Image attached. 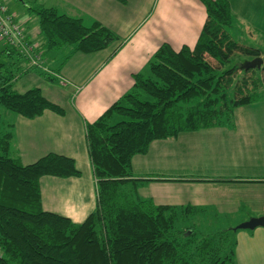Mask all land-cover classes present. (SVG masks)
Returning <instances> with one entry per match:
<instances>
[{
	"label": "trees",
	"instance_id": "16d2710c",
	"mask_svg": "<svg viewBox=\"0 0 264 264\" xmlns=\"http://www.w3.org/2000/svg\"><path fill=\"white\" fill-rule=\"evenodd\" d=\"M201 2L207 17L196 44L175 49L163 43L133 75V88L87 124L97 205L83 222L43 206L41 178L79 176L75 160L48 153L21 163L13 155V124L0 108V264H235L233 227L215 229L211 224L222 223L199 221L192 205L142 197L144 180L134 178L132 169L133 157L147 153L154 140L225 126L235 108L262 97L264 62L245 69L238 61L264 59V50L232 37L236 19L228 0ZM32 9L39 16L36 42L45 59L63 48L92 53L118 43L114 55L122 45L99 21L87 24L55 7ZM28 64L16 47L0 46V107L29 119L47 110L63 114L40 88H14L23 72L39 70Z\"/></svg>",
	"mask_w": 264,
	"mask_h": 264
},
{
	"label": "crops",
	"instance_id": "0c3cea01",
	"mask_svg": "<svg viewBox=\"0 0 264 264\" xmlns=\"http://www.w3.org/2000/svg\"><path fill=\"white\" fill-rule=\"evenodd\" d=\"M228 1L236 19L229 29L233 38L264 31V0ZM41 5L87 24L99 21L122 44L114 55L118 43L92 53L70 48L48 52L46 63L53 72L32 69L15 80L14 86L25 81L16 87L19 92L40 88L63 114L47 110L29 119L5 112L13 124V155L21 163H34L48 153L75 160L79 176H44L41 190L46 210L80 223L97 205L87 124L133 88V75L163 43L175 49L193 47L207 11L201 0H49ZM26 27L37 41L40 31ZM262 94L260 100L235 108L225 126L156 139L147 153L135 155L133 176L144 180L139 194L156 204L192 205L202 222L232 224L264 216V87ZM236 240L235 264H264V226L240 229Z\"/></svg>",
	"mask_w": 264,
	"mask_h": 264
},
{
	"label": "rangeland",
	"instance_id": "374dc122",
	"mask_svg": "<svg viewBox=\"0 0 264 264\" xmlns=\"http://www.w3.org/2000/svg\"><path fill=\"white\" fill-rule=\"evenodd\" d=\"M3 1L8 6L11 13L15 14L16 17L23 24H25V27L28 26L31 30H33L34 32H36L38 34V32L40 31L39 16L35 11H33L32 8L39 6L42 3H48L49 0H3ZM253 31H255L253 34L246 32L245 34L241 35L240 37L234 38V39L239 41L241 44H245V45L256 47V48H262L264 50V31H261V30H253ZM26 34H27V37H30V42H34L31 39V36L29 35L27 27H26ZM0 39H1V37H0ZM2 44L6 45L7 43L4 40H2ZM46 59H47V57H46ZM46 59L43 57V63H40L35 68H39V70H44L47 73L53 72V70L50 69L49 65H47ZM239 60H240V61H238L239 63L242 62V64H244L246 61L251 60V59L248 56H243ZM20 63L22 64V63H24V61H21ZM29 65L30 64H28V66ZM31 67H33V66H31ZM33 74L36 75L35 73H33ZM243 74H244V72L239 71V79L242 78ZM36 76H37L36 77L37 80H39L38 78L44 79L42 75H36ZM23 82H25V81H20L19 83L15 84V86H14L15 89H16V87L22 88L23 84H24ZM55 85H57V83H55ZM31 87H33V86H31ZM0 108H2L1 110L3 113L6 112L3 107H0ZM138 193H139V189H138ZM241 223H243V222H241ZM241 223L234 222L232 224L226 223V224H211V225H213L215 229H216V227H220V229H221V228L236 227Z\"/></svg>",
	"mask_w": 264,
	"mask_h": 264
},
{
	"label": "built area",
	"instance_id": "2783aa9c",
	"mask_svg": "<svg viewBox=\"0 0 264 264\" xmlns=\"http://www.w3.org/2000/svg\"><path fill=\"white\" fill-rule=\"evenodd\" d=\"M0 37L7 44L16 47L29 61L30 66L43 63L42 51L37 42H30L25 25L11 13L3 0H0Z\"/></svg>",
	"mask_w": 264,
	"mask_h": 264
},
{
	"label": "water",
	"instance_id": "95a60500",
	"mask_svg": "<svg viewBox=\"0 0 264 264\" xmlns=\"http://www.w3.org/2000/svg\"><path fill=\"white\" fill-rule=\"evenodd\" d=\"M263 62H264L263 57H256V58H253L251 60L246 61L243 64V67L245 69L256 68V67L260 68L262 66ZM261 226H264V216L253 217L250 220L243 222L236 227H233V230L234 231H238L240 229L253 230V229H256L257 227H261Z\"/></svg>",
	"mask_w": 264,
	"mask_h": 264
}]
</instances>
